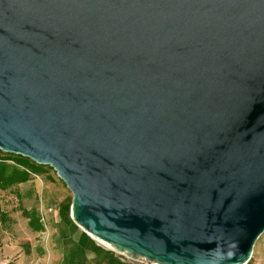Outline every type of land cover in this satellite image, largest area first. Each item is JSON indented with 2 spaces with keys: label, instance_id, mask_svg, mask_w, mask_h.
Segmentation results:
<instances>
[{
  "label": "water",
  "instance_id": "1",
  "mask_svg": "<svg viewBox=\"0 0 264 264\" xmlns=\"http://www.w3.org/2000/svg\"><path fill=\"white\" fill-rule=\"evenodd\" d=\"M0 150L154 264H246L264 233V0H0Z\"/></svg>",
  "mask_w": 264,
  "mask_h": 264
},
{
  "label": "crops",
  "instance_id": "2",
  "mask_svg": "<svg viewBox=\"0 0 264 264\" xmlns=\"http://www.w3.org/2000/svg\"><path fill=\"white\" fill-rule=\"evenodd\" d=\"M47 187L42 205L45 209L52 201L50 193L56 191L52 185ZM45 218L43 224L38 216L34 217V227L22 214L13 217L14 231L0 246V264H129L78 226L70 210L60 215L47 212Z\"/></svg>",
  "mask_w": 264,
  "mask_h": 264
},
{
  "label": "rangeland",
  "instance_id": "3",
  "mask_svg": "<svg viewBox=\"0 0 264 264\" xmlns=\"http://www.w3.org/2000/svg\"><path fill=\"white\" fill-rule=\"evenodd\" d=\"M7 162L12 166H18L14 160H8ZM35 172L31 173V179L26 182L6 190L0 189V205L7 214V221L0 223V246L8 242L7 238L13 233L15 227L13 217L17 214H22L30 220L38 216L41 222L45 224L47 222V218H45L47 212L57 215L64 214L66 210L71 212L72 192L65 182L58 177L57 172L48 165H42V168L36 169ZM47 185H52L56 191L50 193L52 203L48 201L46 205L50 203V206L45 209L42 205L43 195L48 194L49 188ZM117 253L119 254V252ZM118 256H121L129 264L134 262L136 264H152L144 259H133L120 254ZM4 263L7 264V262ZM246 264H264V233L256 242L252 257Z\"/></svg>",
  "mask_w": 264,
  "mask_h": 264
},
{
  "label": "trees",
  "instance_id": "4",
  "mask_svg": "<svg viewBox=\"0 0 264 264\" xmlns=\"http://www.w3.org/2000/svg\"><path fill=\"white\" fill-rule=\"evenodd\" d=\"M8 160H14L18 166L8 164ZM42 168L29 158L21 155L9 154L0 150V189L6 190L12 186L26 182L31 179V173ZM7 221V214L0 205V223ZM31 226L35 227L34 220L30 221Z\"/></svg>",
  "mask_w": 264,
  "mask_h": 264
},
{
  "label": "built area",
  "instance_id": "5",
  "mask_svg": "<svg viewBox=\"0 0 264 264\" xmlns=\"http://www.w3.org/2000/svg\"><path fill=\"white\" fill-rule=\"evenodd\" d=\"M120 255H124L125 257H128L125 253H119Z\"/></svg>",
  "mask_w": 264,
  "mask_h": 264
},
{
  "label": "bare ground",
  "instance_id": "6",
  "mask_svg": "<svg viewBox=\"0 0 264 264\" xmlns=\"http://www.w3.org/2000/svg\"><path fill=\"white\" fill-rule=\"evenodd\" d=\"M107 246V245H106ZM109 247V246H108ZM110 248V247H109ZM154 264V263H153Z\"/></svg>",
  "mask_w": 264,
  "mask_h": 264
}]
</instances>
